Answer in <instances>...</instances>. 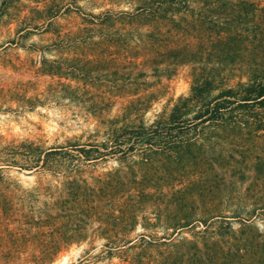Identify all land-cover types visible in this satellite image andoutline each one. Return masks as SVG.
I'll return each mask as SVG.
<instances>
[{
    "label": "trees",
    "instance_id": "16d2710c",
    "mask_svg": "<svg viewBox=\"0 0 264 264\" xmlns=\"http://www.w3.org/2000/svg\"><path fill=\"white\" fill-rule=\"evenodd\" d=\"M30 2L35 7L22 4L21 0H1L0 25L11 24L4 17L20 6L28 8L30 14L16 20L25 29H52L54 20L67 12L76 13L82 20L74 33L52 29L55 39L49 48L59 56L42 58L41 73L58 78L69 75L68 50L76 48L85 64L101 62L106 66L114 52L116 69L121 75L118 93L88 98L93 99L92 104L100 103L101 109L110 105L112 99L123 101V105L119 116L100 122L102 142L43 148L26 141L19 148L0 149V185L17 189L16 181L1 175L9 167L42 169L53 176H62V189L67 192L63 202L71 205V215L79 221H100L104 231L112 230L109 227L116 231L103 238L104 251L109 255L112 251H264V234L251 224L252 219L264 215V3L261 0ZM84 5L90 12H84ZM95 9L102 11L92 13ZM90 33H100L97 35L100 40L94 41ZM112 35L114 50L110 51ZM104 41L101 54L97 55L84 45L98 46ZM102 55L98 61L96 56ZM182 62L198 65L192 68L188 94L179 97L168 112L162 111L146 123L144 116L160 92L153 86L159 84L161 77L168 79L173 75ZM237 71L242 77L229 85L233 79L230 74ZM148 78L157 81L151 83ZM49 87L48 96L55 100L74 91L63 82ZM32 104L34 99L24 98V106ZM225 143L242 153L241 160H233L231 167L239 164L252 169L251 183L261 193L256 199L257 206L244 213L245 218L238 213L233 216L214 213L217 207H209L198 213L197 219L196 198L204 194L206 187L221 184L224 172L220 168L229 165L218 162L223 151L220 144ZM247 144L248 149L244 148ZM15 156H21V162ZM134 156L139 158L137 162H131ZM106 158H115L120 168L95 177L92 184L79 175L84 164ZM232 171L229 178L246 179L244 172ZM231 218L241 220L237 229L229 223ZM158 224L172 232L162 238L151 232L131 236L137 225L146 230ZM191 228L192 240L180 236L182 230ZM76 229L75 226L71 230ZM83 240L72 236L56 239L55 251H46L43 258L51 260L57 251Z\"/></svg>",
    "mask_w": 264,
    "mask_h": 264
},
{
    "label": "rangeland",
    "instance_id": "374dc122",
    "mask_svg": "<svg viewBox=\"0 0 264 264\" xmlns=\"http://www.w3.org/2000/svg\"><path fill=\"white\" fill-rule=\"evenodd\" d=\"M261 2L264 3V0ZM21 3L35 7L30 0H21ZM83 9L86 13L90 12L86 5ZM100 11L102 9L91 12L97 14ZM9 12L4 19L11 24L0 25V149L19 148L20 143L26 141L43 148L102 142L104 137L100 122L119 116L123 101L112 99L110 105L101 109L100 103L92 104L93 99L89 101L88 97L118 93L121 75L116 69L114 52L110 56L111 63L106 66L101 62L85 64L76 48L68 50L69 75L58 78L42 74L41 59H57L59 56L49 48L55 39L52 29L74 33L81 27L82 20L76 13L67 12L54 20L52 29L33 30L25 29L24 25L16 22L30 16L28 8L20 6L18 10L11 9ZM20 29L22 31L16 33ZM97 35L100 36V33L90 36L98 41L100 38ZM114 39L112 35L110 51L114 50ZM84 45L92 49L90 53L97 55L101 54L105 41L98 46ZM103 55L96 56L97 60ZM196 66L193 62H182L168 79L161 77L158 80L159 84H155L153 89L160 90L159 96L144 116L146 123L152 122L162 111L168 112L179 97L188 94L191 71ZM241 75L240 71L232 72L230 77L233 79L228 84L235 83ZM147 80L151 83L157 81L155 78ZM57 82L68 84L74 91L65 93L66 96L59 100L51 98L48 88ZM24 98L34 99V104L24 106ZM35 99L41 103L35 102ZM220 146L223 148L220 157L224 160L219 157L218 162L229 165L220 168L224 172L221 184L206 187L204 194L196 198L195 216L197 218L206 208L217 207L214 213L220 212L225 216L238 213L245 218L244 213L257 206L256 199L261 193L251 183V168L239 164L231 167L233 160H241L242 153L229 143ZM244 148L248 149V144ZM215 152L214 157H217ZM15 157L21 162V156ZM138 160L137 156L131 158V162ZM120 166L115 158H106L84 164L79 175L92 184L95 177ZM134 166L137 167L136 164ZM157 166L160 164L157 163ZM232 170L244 172L246 179L229 178ZM1 175L16 181L17 189L0 185V264H264V251H112L110 255L106 254L103 238L116 234V231L111 227L112 230L104 231L100 221H79L73 217L74 214L71 215V205L63 202L67 192L62 189V176H53L42 169L27 171L16 167L3 169ZM208 188L209 193H206ZM68 214L71 215L69 218ZM228 221L237 229L241 220L231 218ZM251 224L264 234V215L252 219ZM75 226L77 229L71 230ZM147 232L162 238L172 230H166L162 224L146 230L137 225L131 236ZM193 232V228L184 229L180 236L192 240ZM67 236L84 240L57 251L51 260H45L43 253L55 251L53 241Z\"/></svg>",
    "mask_w": 264,
    "mask_h": 264
}]
</instances>
